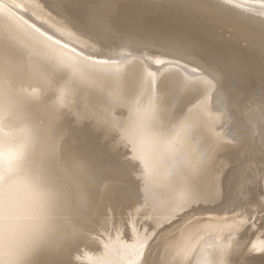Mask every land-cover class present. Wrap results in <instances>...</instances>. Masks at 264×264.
I'll return each mask as SVG.
<instances>
[{
  "label": "bare ground",
  "instance_id": "obj_1",
  "mask_svg": "<svg viewBox=\"0 0 264 264\" xmlns=\"http://www.w3.org/2000/svg\"><path fill=\"white\" fill-rule=\"evenodd\" d=\"M141 1L108 0L98 10H88L95 7L89 6L77 15L71 12L74 18L65 15L67 23L71 20L75 26L63 24L65 17L62 22L54 17V13L60 15V8V13L57 8L52 10L53 16L50 6L45 3L44 8L37 0L0 3V264H86L85 260L88 264H159L151 253L155 240L168 222L186 215L190 221L182 224L177 246L170 240L177 236L173 232L179 221L169 224L173 227H168L170 232L175 230L170 233L173 239L167 237L168 231L166 237L163 234L172 242L173 254L180 256L175 263L222 264L229 248L239 245L234 231L240 229L247 214L260 210L264 150L255 141L264 138L256 132L241 157L242 140L239 143L223 131L225 123L220 128L228 113L233 114L227 108L222 110L226 101H242L243 105L263 98L260 38L240 22L244 28L236 27L235 32L248 45L244 44L245 51L243 47L236 50L242 51L239 56L231 43H205L210 26L206 30L202 23L185 21L174 8L157 9L146 5L150 0ZM222 1L237 9L242 6L246 10H240L246 14H240L242 19L248 21V16L252 23L264 26V0H247L250 4L244 0L248 5L242 0ZM206 7L200 8L205 12ZM195 8L199 7L187 10L195 12ZM209 13H205L208 18ZM207 20L203 21L209 23ZM210 20L216 22L213 17ZM66 26L70 30L76 27L75 34H84L95 43L107 42L104 46L112 45L114 52L122 47L116 51L119 56L123 51L129 53L117 60L94 56L89 48L97 50L88 44L92 41H82L81 35L79 39ZM130 39L142 41L140 45L143 41L190 44L193 53L210 62L214 59L219 75L209 72L201 58L178 56L146 44L143 48ZM104 49L107 51L104 47L100 51ZM152 55L171 59L167 64L159 62L160 69H155L149 58ZM69 117L89 124L68 127ZM3 121L16 126L3 125ZM247 126L248 132L251 126ZM249 161L251 165H247ZM134 165L139 169L138 179ZM229 198L231 204L224 209ZM137 201L141 203L138 207ZM105 209L130 216L127 233L121 232L125 236L119 229L110 235L94 226ZM227 229H234L229 234L235 237L226 234L220 240ZM97 230L104 231V239L95 237L94 241L101 250L77 253V246L88 242L93 233L98 235ZM258 238L262 239L255 238L254 248L264 249V240ZM168 256L162 263L171 259ZM256 257L262 260L264 254Z\"/></svg>",
  "mask_w": 264,
  "mask_h": 264
},
{
  "label": "rangeland",
  "instance_id": "obj_2",
  "mask_svg": "<svg viewBox=\"0 0 264 264\" xmlns=\"http://www.w3.org/2000/svg\"><path fill=\"white\" fill-rule=\"evenodd\" d=\"M4 1H7V0H0V3L1 4H3V5H6L5 3H4ZM38 2H39V4L42 6V3H43V7L44 8H47L46 6H50L51 7V9H50V7H49V10L51 11V13L53 14L54 13V11H52L54 8H57V10H59V8L61 9V13L62 14H64L63 16L61 15V13H60V10H59V13H60V15L63 17V18H61V16L60 15H58L57 16V14L56 13H54L55 14V16H54V14H53V16L58 20H61V21H59V22H62L63 21V19H64V17H65V15H67L66 17H67V19H69V17L70 16H72V13L71 12H75V14L77 15V12L79 11V12H83V11H87L86 9L89 7V6H95L94 7V9H93V7H92V9H88V10H98L99 8H98V6H100L101 5V7H102V5L106 2V1H108V0H102V2L101 1H99V0H95L96 2H94V0H60V1H62V2H60L59 0L57 1V0H51V1H47V0H37ZM47 1V2H46ZM55 3H54V2ZM82 1V2H81ZM142 1H144V0H142ZM141 1V2H142ZM148 2V0H145V2ZM152 1V2H151ZM169 1V2H168ZM174 1H176V0H165V1H163V0H150L146 5H154L153 7H156L157 9L158 8H162V7H165L166 8V6L167 7H171V8H174L175 10V12L179 15V13H181L180 15L183 17V18H186L187 20H185V21H187V22H196V23H202L203 24V27H204V29H206L207 30V28H209V26H210V32H208V31H206V34H204V35H207L206 37H205V43L208 45V46H212V45H216L217 43H223V42H228L229 43V45H230V43H231V45L230 46H232L233 47V49L235 50V52H236V50H243V48H244V50L243 51H245V45H246V47H247V45L248 44H246L247 43V41H246V39H243V38H241V36H239L235 31H236V29L237 28H244V26H242L241 25V23H244V24H246L247 25V27H245V29H248L249 31H252L253 33H255L259 38H260V40H259V42L261 43V44H259V45H261V47L262 48H264V42H262V39L264 40V34H263V32H264V26H262V25H258V24H256V23H252L251 21H250V19L248 18V16H247V19H248V21H246V19L244 20V19H242L241 18V15H243V14H245V13H243V12H246V10L244 11V8H242V6H239L238 7V9H239V11H238V9H237V7L235 6L234 7V5L233 4H231L230 6H229V4L227 5V2H226V5H225V2L224 1H222L221 0V2H219V0H187V2L186 1H184V0H177L176 2H174ZM201 1V2H200ZM216 1H218V2H216ZM242 1H244V0H242ZM41 2V3H40ZM48 2H49V4H48ZM52 2V3H51ZM58 2V4L60 5L61 3V7H59V5H58V7L57 6H55L54 4H56ZM87 2H89V3H87ZM93 2V3H92ZM98 2V3H97ZM101 2V3H100ZM171 2V4H169ZM246 2L247 3H249L250 4V2H248L247 0H246ZM245 1H244V3H246ZM46 3V4H45ZM50 3H51V5L53 6H51L50 5ZM65 4V6H64V4ZM67 3H69V4H71L72 3V5H69V4H67ZM74 3V4H73ZM80 3V4H79ZM82 3V4H81ZM103 3V4H102ZM155 3V4H154ZM192 3L194 4L193 6H191L192 5ZM201 3V4H200ZM204 3L206 4V5H204ZM224 3V4H223ZM246 3V5H248ZM44 4L46 5V6H44ZM67 4V5H66ZM77 4V5H76ZM87 5V6H84V5ZM168 4V5H167ZM196 4H199V5H196ZM75 5H76V7H75ZM97 5V6H96ZM157 5V6H156ZM166 5V6H165ZM172 5V6H171ZM180 5V6H179ZM199 7V8H197V10H196V8H195V12H193L194 11V7ZM218 5V6H217ZM223 5V6H222ZM68 6V7H67ZM71 6V7H70ZM80 6V7H79ZM82 6V7H81ZM202 6H204V7H202ZM208 8H210V9H208ZM228 6H229V8H228ZM234 8H233V7ZM66 8L65 10H64V8ZM70 7V8H69ZM74 7V8H73ZM79 7V8H78ZM86 7V8H85ZM91 7H89V8H91ZM176 7V8H175ZM180 7V8H179ZM182 7V8H181ZM193 9V11H189V10H187V9ZM204 8L205 9V7L207 8L206 10H205V12L203 11L204 9H201V8ZM241 7V8H240ZM244 7V6H243ZM81 8H83V10L81 9ZM179 8V9H178ZM248 8V7H247ZM246 8V9H247ZM71 9V10H70ZM190 9V10H191ZM233 9V10H232ZM243 9V10H242ZM249 9V8H248ZM56 10V9H55ZM56 10V11H57ZM64 10V11H63ZM171 10H173V9H171ZM181 10V11H180ZM208 10V11H207ZM214 10V11H213ZM236 10V11H235ZM243 11L242 13H241V11ZM55 11V12H56ZM67 11H69V12H67ZM180 11V12H179ZM183 11V12H182ZM185 11V12H184ZM49 12V11H48ZM64 12V13H63ZM188 12H190V13H188ZM200 12V14L202 15V17H204V18H202V17H200L201 15L200 14H198V13ZM210 12V13H209ZM212 12V13H211ZM57 13H58V11H57ZM70 13V14H69ZM192 13V14H191ZM205 13H209V18L206 16V14ZM250 13H252L251 11H250ZM69 14V15H68ZM197 14H198V17H199V20H198V22H197ZM203 14H205V15H203ZM241 14V15H240ZM247 14H249L248 13V11H247ZM195 15V16H194ZM246 15V14H245ZM254 14H249V16H253ZM69 16V17H68ZM82 16V15H81ZM255 16V15H254ZM66 17H65V20L62 22L63 24H66V25H68L69 23H70V25H68V26H73L74 24L72 23L71 24V20L70 21H68V23H67V21H66ZM84 17V16H83ZM195 17V19L193 20V18ZM211 17H213L214 19H215V21L216 22H213V21H211L210 20V18ZM220 17V18H219ZM71 18H74V16H72ZM205 18H206V20H207V18H208V22L210 21V22H212V23H207V22H205V21H203V20H205ZM226 18H228V19H226ZM244 18H246V16L244 17ZM224 19V20H223ZM226 19V20H225ZM193 20V21H192ZM203 21V22H199V21ZM66 21V22H65ZM220 21H221V23H220ZM229 21H231V22H229ZM226 22V23H225ZM235 24V26L233 25V23ZM241 22V23H240ZM220 23V24H219ZM231 23H232V25H231ZM216 24V25H215ZM205 25H207V26H205ZM65 26V25H64ZM75 26V25H74ZM212 26V27H211ZM224 26H225V28H224ZM67 27V26H66ZM231 27V28H230ZM237 27V28H236ZM68 28V27H67ZM74 28H75V30H74ZM73 29H69V31L71 32L72 31V33H74V31L75 32H77L78 30H77V28L76 27H74ZM251 28V29H250ZM252 28H253V30H252ZM212 29V30H211ZM222 29V31H220ZM258 29V30H257ZM260 30V31H259ZM212 31V32H211ZM259 31V32H258ZM262 32V33H261ZM71 33V34H72ZM75 34V33H74ZM120 33H118V35H119ZM233 34V35H232ZM235 34H237V35H235ZM75 35H77V36H79L78 38L79 39H81L82 37V41L85 39V41L86 42H89V41H92V42H90V43H88V44H90L91 46H92V44H94L92 47H96V45L98 44V41H97V43H95L93 40H89V39H91V38H89L88 39V37H86V35H84V34H80V33H76ZM82 37H81V36ZM234 35H235V37H234ZM120 36V35H119ZM120 37H122V36H120ZM239 37V38H238ZM123 38V37H122ZM241 38V39H240ZM88 39V40H87ZM230 40H231V42H230ZM243 40V41H242ZM129 41V40H128ZM133 42L135 45H137V44H139V45H137V46H142L143 48L145 47V46H147V48L149 47H151V48H154V49H158L159 48V50L160 51H166V52H171V51H173V53L174 54H176V55H178V56H181V55H183V53H184V57H186V56H188V57H192V58H201V59H203V60H200L201 62H202V64H203V66H205L206 67V69L208 68V71H209V69H210V71L209 72H211V73H213L214 74V72H215V74L216 75H219L218 73L219 72H217V67H218V65H216L215 64V62H213L214 61V59L213 60H211V62H210V59H204V57H201L200 55L198 56V54H196V53H193V51H192V46L190 45V44H188L189 46H187L186 45V43H183L182 42V44H181V42H177V41H166L165 43L164 42H161V43H152V42H150V43H147L146 41H145V44H144V41H143V44L145 45V46H143V44H141L140 45V43H142V41L141 42H139L140 40H137V41H135V39H130V41L129 42ZM245 41V42H244ZM86 42H84V43H86ZM131 42V43H132ZM136 42V43H135ZM139 42V43H138ZM104 43V44H103ZM105 43L107 44L106 46H108V43L107 42H105V41H101L100 42V40H99V44H98V46L96 47V48H107V51H106V49H104V50H102V52L100 51V49L98 50V49H95V47L94 48H92L93 50H97V51H92L91 50V47L89 48L90 50V54H92V55H96L97 56V54H98V56H105L104 58H108V59H113L114 57V59L113 60H115L116 58L118 59V58H122V57H124L126 54H128L129 52H124L123 50H124V48H123V52H121L120 53V56H119V54H117L116 53V51L118 50L119 52L121 51V49H122V47H117V49H116V51L114 52V50H111L112 48H111V46L112 45H110V47L108 48V47H106V46H104L105 45ZM173 43L175 44V45H173ZM235 43H237V44H235ZM101 44H103V45H101ZM156 44V45H155ZM162 44V45H161ZM167 44H169V45H167ZM183 45V46H181L182 47V51H180L181 50V47L179 46V45ZM232 44H234V45H232ZM245 44V45H244ZM99 45H101V46H99ZM150 45V46H149ZM159 45V46H158ZM165 45H166V47H165ZM186 45V46H185ZM172 46H174L173 48H172ZM235 46V47H234ZM177 47H179L180 49H177ZM185 47H187V50H186V48ZM191 48V50L190 49H188V48ZM240 47H243V48H240ZM119 48V49H118ZM146 48V47H145ZM185 48V49H184ZM240 48V49H239ZM113 49H115V47L113 48ZM164 49V50H163ZM170 49V50H169ZM108 50H110V52L108 51ZM169 50V51H168ZM176 50H178V51H176ZM189 50V51H188ZM88 51V52H89ZM106 51V53H104ZM117 51V52H118ZM192 51V52H191ZM92 52V53H91ZM110 54H113L114 53V55H112V56H108V54L109 53ZM118 52V53H119ZM133 52V51H132ZM177 52V53H176ZM178 52H181V53H178ZM186 52H188V53H186ZM189 52L191 53V54H189ZM241 52L242 51H237L236 52V54L237 55H239L240 56V54H241ZM123 53V54H122ZM116 54L118 55V56H116ZM140 54H142V53H140ZM179 54H181V55H179ZM192 54H194V55H192ZM123 55V56H122ZM190 55V56H189ZM110 57V58H109ZM159 57H160V59H159ZM161 57L163 58V59H161ZM168 57H170V56H167V57H164V56H154V55H152V56H150L149 58H150V62H151V66H152V64H153V68L155 67V69H160V65H159V62H160V64L161 65H163L164 63L165 64H167L168 62H166V61H168V60H170L171 58H169L168 59ZM116 59V60H117ZM153 59V60H152ZM157 59V60H156ZM156 60V61H155ZM209 60V61H208ZM205 63H204V62ZM158 62V63H157ZM219 64V63H218ZM155 65V66H154ZM159 65V66H158ZM211 65V66H210ZM158 66V67H157ZM220 66V65H219ZM214 69H216V70H214ZM212 70V71H211ZM221 73H222V71H220ZM220 73V74H221ZM221 75H225L224 73H222ZM212 92H210L211 94H209L210 95V99H209V101H210V103L213 101V90H211ZM263 92V93H262ZM261 92V95H262V99L261 100H259V101H255V102H251L250 104H243L242 105V101H240L238 104L237 103H233V104H231L229 101H226L225 102V104H223L222 105V107L224 108V109H222L223 111H225L226 110V108H227V111L228 112H233V114H230V113H228L230 116H228L227 118L228 119H230V122L229 121H227L228 119H226V122H225V120L222 122L223 123V125L221 124L220 125V128L222 127V128H224L225 126V124H226V127H227V129L229 130H227L226 129V127H225V129L223 130V131H227L228 133H230L229 135L230 136H232L233 137V139H235V140H238V142L240 141V140H242L241 141V143H242V148H240V149H242V151L240 150V152H241V157H244L245 156V154L248 152L247 150H248V147L246 148V146L248 145V143L251 141L250 139H251V137H253L254 136V134L256 133V132H259V134H260V136L262 137V138H264V90ZM230 104H231V108L230 107H228V106H230ZM240 104V106H238ZM255 104V105H254ZM261 104V105H260ZM263 104V105H262ZM237 105V107H235ZM244 106L243 108H242V106ZM250 105H251V107H250ZM232 106H233V110H236V112H234L233 110H231L232 109ZM253 106V107H252ZM235 107V108H234ZM263 107V108H262ZM218 108H221V107H218ZM230 108V110H228ZM241 108V109H240ZM257 108V109H256ZM244 109V110H243ZM259 109V110H258ZM238 110V111H237ZM240 110V111H239ZM262 110V111H261ZM258 111V112H257ZM260 111V112H259ZM242 112H243V114H242ZM244 112H245V114H244ZM234 113H235V116H234ZM242 114V115H241ZM258 114H259V116H258ZM239 115V116H238ZM245 115V116H244ZM263 115V116H262ZM233 116V117H232ZM242 116H244V117H242ZM232 118V119H231ZM243 118H246V120L245 119H243ZM231 120H232V122H231ZM235 120V121H234ZM247 123H246V122ZM227 122L229 123V124H227ZM234 122V123H233ZM245 122V124H242V123H244ZM249 122V123H248ZM225 123V124H224ZM239 123V124H238ZM2 124L3 125H9V124H11V125H13V126H16L14 123H7V122H5V121H3L2 122ZM85 124H89L86 120H81V121H76V120H74V119H72L71 117H69V121H68V127H71V128H74V127H78L79 125H85ZM241 124V125H240ZM247 124L249 125V126H247ZM263 124V125H262ZM244 125V126H243ZM224 126V127H223ZM238 127V128H240L241 129V127L242 128H244V129H242L241 131H240V129H238V128H236V127ZM241 126V127H240ZM246 126H247V128L249 129V127L251 126V129H249L250 131H251V133H250V131L248 130V132H247V130L245 131V129H246ZM221 128V129H222ZM237 130H238V132H237ZM257 130V131H256ZM242 131H244V133L245 134H247V136H245V134L242 132ZM234 132V133H233ZM237 132V133H236ZM239 132H242V134H243V136H242V134L241 133H239ZM231 133H232V135H231ZM248 133H249V135H248ZM233 134H234V136H233ZM236 134V135H235ZM253 134V135H252ZM240 135V136H239ZM252 135V136H251ZM242 137V138H241ZM249 137V138H248ZM240 138V139H239ZM245 138H246V140H245ZM244 139V140H243ZM262 140V139H261ZM261 140L258 142V141H255V143L258 145V146H260L263 150H264V141L263 142H261ZM245 141V142H244ZM240 143V142H239ZM244 143L246 144V145H244ZM249 144H251V143H249ZM240 146H241V144H240ZM245 147V149H243ZM252 150L251 151H254L255 150V148H251ZM245 150H246V152H245ZM244 151V152H243ZM242 152L243 153H245L244 155H242ZM250 162V163H249ZM248 163H247V165H251L252 164V161H249ZM261 173H260V175H261V181H262V185H263V183H264V168H262L261 169V171H260ZM134 176H135V178L136 179H138L139 178V176H140V173H139V169H138V166L137 165H134ZM263 192H264V185H263V191L261 192L262 194H263ZM260 193V194H261ZM263 197V198H262ZM262 205H261V207H260V210H261V212H260V210H258V211H256V212H253L252 214H251V216H252V219H250L251 218V216H250V214H247V216H249L250 218H247V216L244 218V220L242 221L243 223L240 225V229H238V231H234V229H230V230H232L231 232H233L234 231V233H235V235H236V237H235V235H234V233L233 234H231V232H230V234H229V231L230 230H225V232H223L224 234H223V236H219L218 238H220V237H222V238H224V236L226 235V234H228V235H226V236H232L233 238L235 237V240L237 241L238 240V246H237V244H236V248L234 249L233 247H232V249H230L229 248V251L231 252H229L228 253V255H226L227 257H226V260L222 263V264H225L226 263V261H228V264H264V259H262V260H260L259 258H257L256 256H260L261 254H264V249H262V248H259V249H257V248H254V246H253V242L255 241V238L256 237H261L262 239H260V238H258L259 240H264V237H262V236H264L263 234H264V195H262ZM230 200V201H229ZM229 200H228V202H226L225 203V206L223 207L224 209L225 208H227L231 203V198H229ZM138 204H140L141 205V203L140 202H136L135 203V205L138 207V206H140V205H138ZM229 204V205H228ZM228 205V206H227ZM136 206L135 207H133V208H136ZM132 210V209H131ZM108 211H110V213L108 212ZM111 210H109V209H105L104 211H103V213L100 215V216H98V217H96V219H95V221L93 222V224H94V226L95 227H97L98 229L99 228H104L105 229V233H107L108 232V234H110V235H112V233L114 234V232H113V230L115 231V232H117V230L121 233V232H126L127 231V226H129L128 224H129V221H128V218L130 217V216H127V214H124L121 210H116V212H112ZM232 213H229V214H227V215H231ZM254 214V215H253ZM141 215V214H140ZM180 214H178V216H179ZM227 215H225V216H227ZM258 215V216H257ZM253 216H254V218H253ZM141 217H144L145 219H146V217L147 216H143V215H141ZM184 217V216H183ZM187 219H186V218ZM184 218H182L180 221H179V218H174L173 219V221L172 222H168L167 223V225H166V227H164V230H165V232L163 233V229L161 230V234H160V236L155 240V242H154V246H153V248H151V253L153 254V253H155V254H153V256L155 255V258H156V261H157V259L159 260V261H157L159 264L161 263V264H172V263H174V264H176L177 263V261L179 260L178 258H180V256L179 257H177L178 256V254H177V256L175 255V253L173 254V251L175 250V249H173V244H175L174 246H177L176 245V243L175 242H177V244H179V239H177V238H179L178 236V233H180V231L184 228V225H186V223L187 222H189L190 221V219L188 218V215H186ZM140 217H138V219H139ZM240 218H242V217H240ZM239 218V219H240ZM246 218L248 219L247 221H246ZM256 218H258V220H256ZM137 219V220H138ZM177 219V220H176ZM183 219H184V221H186V222H184L183 221ZM140 220V219H139ZM138 220V221H139ZM255 220V221H254ZM175 221H176V223L179 221V225H178V223L176 224L175 223ZM246 221V222H245ZM250 221V222H249ZM256 221H258V222H256ZM256 222V223H255ZM173 223V225L172 226H174L175 224H176V227L174 226V228H176V231L173 229V231H175V232H173V235H175L176 233H177V236L175 235V237L174 236H172L171 234H172V232H170L172 229L171 228H173L171 225H169V224H172ZM181 223V224H180ZM185 223V224H184ZM253 225H252V224ZM182 224H184V225H182ZM246 226H245V225ZM178 225V226H177ZM182 225V226H181ZM248 225H251V226H248ZM139 226V225H138ZM171 226V228H168V227H170ZM243 226H244V228H246V229H243ZM180 227V228H179ZM249 227V228H248ZM251 227V228H250ZM115 228V229H114ZM122 228H123V231H122ZM140 228V229H139ZM163 228V227H162ZM167 228V229H166ZM182 228V229H181ZM121 229V230H120ZM138 229L141 231L142 230V227L140 226V227H138ZM178 229V230H177ZM180 229V230H179ZM168 231V236L167 237H169V236H171V238L172 237H174V239L173 240H170V241H174L173 242V244H172V242H169L168 241V238H164V235L165 234H167L166 232ZM99 232V233H98ZM103 232L104 231H101V230H97L96 231V234H98V235H96L95 236V233H93L91 236H90V239L88 240V242H86V243H80L79 244V246H77V253H83V251L84 250H92V248L94 249V250H92L93 252H95L96 250L97 251H100L101 250V247L100 246H98L97 245V247L94 245V241H96L95 240V237H98L100 240H102V239H104V234H103ZM112 232V233H111ZM227 232V233H226ZM236 232H238V233H236ZM127 233V232H126ZM171 233V234H170ZM175 233V234H174ZM101 234V235H100ZM124 233H121L120 235L121 236H125V234L123 235ZM164 234V235H163ZM103 235V236H102ZM161 235H162V240L160 239V237H161ZM249 235V236H248ZM130 236V235H129ZM248 236V237H247ZM165 237H166V235H165ZM177 237V238H176ZM126 238H128V235L126 236ZM170 238V237H169ZM218 238H216V239H218ZM251 238H252V240H251ZM128 239H130V237L128 238ZM163 239L164 240H166L165 242H163ZM177 239V240H176ZM239 239H241V240H239ZM258 239H256V240H258ZM157 240H160V241H157ZM176 240V241H175ZM219 240V239H218ZM220 240H221V238H220ZM243 240H245V241H243ZM129 241V240H128ZM170 243V246L172 247H170L169 246V248L171 249V251H172V253H170L169 255H170V257L168 256V253L170 252L167 248H166V246L168 245V242ZM252 241V242H251ZM159 242V243H158ZM156 243V244H155ZM161 243L163 244V245H161ZM83 244V245H82ZM157 244H159L158 246H157ZM167 244V245H166ZM164 245H165V248L167 249H165L164 248ZM251 245V246H250ZM157 246V247H156ZM161 246V247H160ZM162 246H163V249H162ZM100 247V248H99ZM157 248V249H156ZM252 248V249H251ZM159 249V250H158ZM160 249H162V250H160ZM173 249V250H172ZM257 249V250H256ZM260 249H261V251H260ZM80 250V251H79ZM156 250H158V251H156ZM166 250V256L165 255H163L164 254V251ZM256 250V251H255ZM155 251V252H154ZM160 251H161V253H162V255H161V253H160ZM234 251V252H233ZM258 251V252H257ZM158 252L160 253V254H158ZM228 252V251H227ZM233 253V254H232ZM151 254V255H152ZM157 254V255H156ZM173 254V256L174 257H171V255ZM251 254V255H250ZM260 254V255H259ZM158 255H159V257H158ZM160 255L162 256V257H160ZM248 255V256H247ZM252 255H253V257H254V255H255V259L252 257ZM168 256V258H171L170 260H172L171 262H170V260H168V261H164V260H167V259H164V257H167ZM228 256H230V259L228 258ZM177 257V258H176ZM161 259V261H160V259ZM184 258V257H183ZM182 257H181V259L183 260H181L182 262H186V259L184 258L183 259ZM228 258V259H227ZM253 258V259H252ZM162 259H164L163 260V262H165V263H162ZM176 259V260H175ZM76 261H81L82 260V262L84 263V259H82V258H76L75 259ZM230 260V261H229ZM85 262H86V264H88V262L85 260ZM176 262V263H175ZM179 263H181L180 261L178 262V264ZM85 264V263H84ZM227 264V263H226Z\"/></svg>",
  "mask_w": 264,
  "mask_h": 264
}]
</instances>
